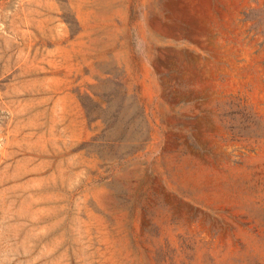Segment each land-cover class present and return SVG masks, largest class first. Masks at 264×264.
I'll use <instances>...</instances> for the list:
<instances>
[{
	"label": "rangeland",
	"instance_id": "374dc122",
	"mask_svg": "<svg viewBox=\"0 0 264 264\" xmlns=\"http://www.w3.org/2000/svg\"><path fill=\"white\" fill-rule=\"evenodd\" d=\"M6 107L0 264H264V0H0Z\"/></svg>",
	"mask_w": 264,
	"mask_h": 264
},
{
	"label": "bare ground",
	"instance_id": "6f19581e",
	"mask_svg": "<svg viewBox=\"0 0 264 264\" xmlns=\"http://www.w3.org/2000/svg\"><path fill=\"white\" fill-rule=\"evenodd\" d=\"M7 110L8 116L0 122V185H2L3 174L16 161L15 157L18 154L16 149L17 136L23 133L25 124L19 117L29 113V111L22 112L20 108H7Z\"/></svg>",
	"mask_w": 264,
	"mask_h": 264
}]
</instances>
